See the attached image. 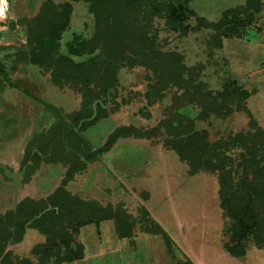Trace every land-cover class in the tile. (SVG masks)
I'll return each instance as SVG.
<instances>
[{"label":"rangeland","instance_id":"obj_1","mask_svg":"<svg viewBox=\"0 0 264 264\" xmlns=\"http://www.w3.org/2000/svg\"><path fill=\"white\" fill-rule=\"evenodd\" d=\"M171 1H140L121 53L106 50L105 37L93 54L73 57L68 45L75 37L91 40L98 33L93 0H8V19L0 21V218L22 202L38 217L64 194L95 206L104 219L70 232L83 258L62 264H264V250L253 242L241 258L225 250L217 174L191 175L166 146L172 136L191 132L216 143L256 126L264 131V0L253 16L244 12L247 0H191L186 34L167 17ZM46 8L67 14L61 54L95 64L84 71L86 86L33 58L30 31ZM231 9L243 22L238 31L220 35L198 26V19L214 24ZM97 70L103 88L93 78ZM231 82L250 96L215 100ZM128 127L152 133L131 132L88 157ZM7 151L15 161L4 162ZM240 153L231 151L236 159ZM46 240L28 229L5 252L37 262L32 250Z\"/></svg>","mask_w":264,"mask_h":264},{"label":"trees","instance_id":"obj_2","mask_svg":"<svg viewBox=\"0 0 264 264\" xmlns=\"http://www.w3.org/2000/svg\"><path fill=\"white\" fill-rule=\"evenodd\" d=\"M140 1L93 0L92 11L100 24L98 33L91 40L75 37L68 45V54L73 57L93 54L105 37L107 39L104 48L121 53V42L124 41L126 34L130 33L128 29V22L132 19L130 15L142 7ZM154 1L157 6L161 3L160 0ZM190 1L172 0L166 4L169 21L175 29L184 34L189 32L191 27L188 22L194 16L188 8ZM262 7L261 0H247L244 12L253 16L254 13L260 12ZM39 16L38 27L33 25L30 31V44L34 45L33 58L63 68L70 80H77L76 84L84 83L83 86H86L87 77L84 71L87 68L95 70V64L76 63L70 56H64L60 51V33L66 23V12H62L60 8H46ZM198 21V26L212 28L220 35H230L233 30L238 31L239 24H243L237 9L225 11L222 19L214 24L203 18ZM116 60L121 62L119 58ZM3 73L6 82L14 87L5 71ZM100 73L101 71L97 70L93 78L103 88L104 82ZM223 94L213 96L215 100L231 98L240 101L250 96V93L238 87L235 82H231ZM171 127L176 128L175 125ZM131 132L138 137H150L148 134L152 133L143 134L133 127L119 129L102 148L95 150L88 157L103 153L113 144V140ZM64 135L62 143L67 146V138ZM166 146L187 163L191 175L201 172L217 174L220 206L226 220L225 234L229 236V240L224 244L225 250L235 258L246 255L250 242L264 250V131L256 126L253 131L240 132L216 143L210 142L203 132H191L187 137L172 136L166 141ZM234 149L241 150L237 159L231 154ZM103 219L101 211L95 206L90 207L88 203L67 194L58 198L51 210L38 217L32 216L28 211L27 202H22L14 212L0 218V264H62L80 260L84 256L83 246L74 243L70 232L78 233L87 223ZM49 221L53 222L51 226L46 224ZM28 229L42 231L47 236L44 244L32 250L33 255L38 258L37 262L15 258L9 252H5L7 245L11 242H20ZM156 232L166 238L171 245V238L160 226Z\"/></svg>","mask_w":264,"mask_h":264},{"label":"clouds","instance_id":"obj_3","mask_svg":"<svg viewBox=\"0 0 264 264\" xmlns=\"http://www.w3.org/2000/svg\"><path fill=\"white\" fill-rule=\"evenodd\" d=\"M8 10V0H0V21H5L8 19Z\"/></svg>","mask_w":264,"mask_h":264},{"label":"crops","instance_id":"obj_4","mask_svg":"<svg viewBox=\"0 0 264 264\" xmlns=\"http://www.w3.org/2000/svg\"><path fill=\"white\" fill-rule=\"evenodd\" d=\"M7 152H8V151H7ZM7 152H6L5 154H6V155H8V154H9V155H10V157H7V156H6V158H5L4 162H5V161L7 162V161H9V160H11V161H15V158L13 157V156H14V154H15V152H13V153H10V152H8V153H7ZM16 154H17V152H16ZM9 162H10V161H9ZM11 163H12V162H11ZM11 163H10V164H11Z\"/></svg>","mask_w":264,"mask_h":264},{"label":"flooded vegetation","instance_id":"obj_5","mask_svg":"<svg viewBox=\"0 0 264 264\" xmlns=\"http://www.w3.org/2000/svg\"><path fill=\"white\" fill-rule=\"evenodd\" d=\"M8 3H9V2H8ZM2 39H4V36L1 34V37H0V42H1V40H2Z\"/></svg>","mask_w":264,"mask_h":264}]
</instances>
